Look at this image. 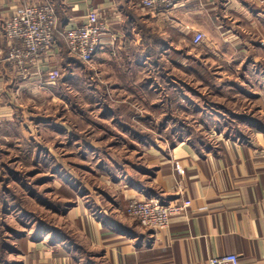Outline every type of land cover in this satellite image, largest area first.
I'll return each instance as SVG.
<instances>
[{"label": "crops", "instance_id": "obj_1", "mask_svg": "<svg viewBox=\"0 0 264 264\" xmlns=\"http://www.w3.org/2000/svg\"><path fill=\"white\" fill-rule=\"evenodd\" d=\"M47 1L58 13L60 29L82 23L90 12L107 24L93 60L98 61L96 67L100 72H121L127 78L136 71H150L149 61L158 55L156 58L163 66L157 72L161 74L150 76L137 92L142 97L140 102L147 106L142 115L165 119L162 127L167 129L165 122L174 116L167 115L165 104L169 103L171 108L172 103H177L181 112V100L187 99L182 91L187 85L181 79H171L166 61H172L186 75L187 68L179 60L187 56L196 33L204 34L207 40L196 48L207 53L210 49L216 59H221L217 71L250 72L254 65L264 70L257 58L264 52V0H186L171 12L152 14L138 8L135 0H0V50L4 55L8 51L5 21L17 8ZM249 31L259 40L260 48L246 42ZM157 39L162 44L159 51L154 46ZM222 50L231 56L230 60L220 58ZM81 66L84 65L79 60L68 55L61 36H56L49 53L30 69L28 82H21L12 66L5 64L0 71V127L15 125L17 112L26 115L23 104L30 96L38 97L51 90L56 103L62 96L60 89L76 79L61 78L52 83L47 73L59 69L74 74ZM224 79L218 78L212 84L219 89L228 88L227 92L215 93L217 103H246L248 109L242 112L223 108L229 115L215 111V116L237 119L239 133L222 135L218 129L215 147L187 140L167 146L168 149L164 146L162 150L141 153L149 166L129 164L137 173L126 170L123 175H100L103 191H89L98 199V210L87 206L90 194L79 200L69 186L61 183L62 179L55 178L51 195L56 194L55 205L66 209L47 208L36 200V211L49 212L51 225L66 237L60 233L38 234L37 226L35 231L28 225L20 231L11 226L10 234H4L1 242L7 249L0 264H210L212 259L229 255L238 256L239 264H264V82L248 77L227 82ZM112 86L117 93L122 90L118 84ZM169 87L170 97H162ZM225 93L226 99L222 98ZM120 101L113 103H125ZM103 109V114L107 112L103 120L125 118L109 103L105 102ZM24 125L25 130H31L28 122ZM116 126L129 129L123 122ZM177 168L182 170L181 174ZM142 195L165 203L182 199L190 201L191 207L173 217L167 230L154 234L125 215L129 201Z\"/></svg>", "mask_w": 264, "mask_h": 264}, {"label": "rangeland", "instance_id": "obj_2", "mask_svg": "<svg viewBox=\"0 0 264 264\" xmlns=\"http://www.w3.org/2000/svg\"><path fill=\"white\" fill-rule=\"evenodd\" d=\"M249 33L250 38L246 42L253 48H260L259 40L253 37L251 31ZM261 47L264 51V45ZM187 49V56L179 60V63L187 68L186 75L185 72L179 71V67L173 65V62L164 59L166 66L171 69V79H181L182 83L187 85L186 90L182 91L187 99L182 101L180 98L184 103L181 112L177 103H172L171 108L169 103L165 104V110L169 111L167 115L174 116L166 121L168 129L162 127L165 119L142 115L147 106L140 102L142 97H139L137 89L148 81L152 73L136 71L133 76L126 78L121 72H100L96 67L98 61H94L90 67H79L74 74L65 70L62 79H76L71 82L72 85L60 89L62 96L59 101L55 100L56 103L52 101L51 90L41 92L38 97L30 96L24 101L22 110L26 115L21 114L22 111L17 112L15 125L0 127V247L4 234H10L11 226L20 231L26 228L24 225H28L29 229L33 228L35 231L41 221L51 225L50 213L42 214L36 211L37 202L29 195L27 188L35 189L54 208L53 196L56 194L51 195V188L55 186L54 179L45 182L46 178H51L53 171L59 174H56L55 178L64 177L61 183L69 186L79 200H82L90 194L89 191L92 194L103 191L100 175H123L126 170L137 173L128 167L129 164L148 167V159L144 158L143 154L152 149L158 150L164 146L168 149L172 144L181 143L180 136L183 141L188 140L192 144L206 143L209 147H215L218 143L216 130L221 129L222 135L226 132H229V135L239 133L238 125L235 124L237 119L227 116L218 118L215 111L229 115L223 108L230 107L243 112L248 109V104H235L226 100L217 103L218 96L215 93L220 90L227 92L228 88L219 89L218 85L212 84L218 78H225L224 81L227 82L236 77H248L250 80L260 78L264 82V70L254 65L250 72H219L216 65L221 59H216L210 49L209 53L195 46ZM172 58L174 59L175 55ZM220 58L230 60L231 56L222 50ZM257 58L264 64V52ZM243 59L244 57L241 58L242 61ZM112 84H118L122 90L117 93ZM170 90V87L165 89L162 97H170ZM225 94L222 97L224 99L228 98V93ZM118 100H124L125 103L115 105L113 102ZM105 102L109 103V106L117 107V111L122 112V117L125 118L113 121L100 118L105 111L101 110ZM150 111L154 113L157 110ZM131 115L140 116V119H131ZM27 122L31 130L23 128ZM118 122L128 125L130 130L116 126ZM262 123L264 127V118ZM38 154L40 156L36 159ZM115 162H120L122 166L116 165ZM3 196L6 198V205ZM89 196L87 206L98 210V199L91 194ZM103 196L104 193L102 198ZM124 211L127 216L126 208ZM130 220L140 226L137 221Z\"/></svg>", "mask_w": 264, "mask_h": 264}, {"label": "built area", "instance_id": "obj_3", "mask_svg": "<svg viewBox=\"0 0 264 264\" xmlns=\"http://www.w3.org/2000/svg\"><path fill=\"white\" fill-rule=\"evenodd\" d=\"M137 7L146 13L173 11L186 0H135ZM58 15L55 7L47 1L17 8L4 23V35L8 44L7 54L0 50V71L5 64L14 69L17 78L26 83L30 80V69L46 56L55 44L58 28ZM107 24L99 15L90 12L80 24L66 27L62 34L68 55L90 67L102 45L107 32ZM206 40L202 33H196L192 45L198 47ZM62 78V71L53 69L47 73L49 82ZM179 174L182 173L177 168ZM191 207L190 201L179 199L175 202L140 196L131 199L126 207L127 217L154 234L169 228L170 220L183 214ZM210 264H239L236 255H229L210 260Z\"/></svg>", "mask_w": 264, "mask_h": 264}, {"label": "trees", "instance_id": "obj_4", "mask_svg": "<svg viewBox=\"0 0 264 264\" xmlns=\"http://www.w3.org/2000/svg\"><path fill=\"white\" fill-rule=\"evenodd\" d=\"M57 15H58V13H57ZM58 19H59V17H58ZM61 23V21L59 22V24ZM64 29L65 28H63V29H60V27L58 26V29H57V32H56V36L58 37V36H61V38H62V34H63V32H64ZM56 36H55V39H56ZM161 40H159V39H157L156 41H155V43H154V46H155V49H158V51H159V48H162L161 47ZM156 53V52H155ZM155 56V58H154V61H149V69L148 70H150V71H148L149 73H152V76H154L155 74H159L160 72H157L158 71V69L159 68H161L162 66H163V64H161L160 62H159V59H157L156 57H158V55H154ZM172 62V61H171ZM161 74V73H160ZM154 80V78L153 77H151V80ZM61 80V79H60ZM154 90H156V88H154L153 89V91ZM106 114H107V112H105L100 118H103V117H107L106 116ZM166 123V122H165ZM163 125V124H162ZM179 140L180 141H182L183 142V139L181 138V136L179 137ZM187 141V140H186ZM174 145H176V144H172V146H174ZM39 154L36 156V159H38L39 158ZM36 166H38V163H36ZM57 174V172H55V171H53L51 174H50V176H51V178H46V180H45V182H49L50 180L52 181L53 179H55V175ZM57 175H59V174H57ZM56 175V176H57ZM106 175V174H105ZM108 175H111V174H108ZM112 176H115V175H113L112 174ZM58 178H60V179H63L64 177H58ZM44 182V183H45ZM28 190H29V195L31 196V197H33L35 200H37L38 202H40L41 204H43L44 206H46L47 208H52V206L51 205H49L48 204V202L46 201V198H44V196L43 195H39L38 193H37V191L35 190V189H33V188H31V187H29V188H27ZM4 197V196H3ZM5 197H4V203H5V205H6V202H5ZM65 207V206H64ZM52 209H56V210H63V209H66V208H63V206L61 205V204H56L55 205V207L54 208H52ZM52 233V234H54V233H57V234H59L60 233V235L61 236H63L64 238L66 237L65 235H64V233L63 234H61V232L57 229V228H55L54 226H52V225H48L46 222H43V221H41L38 225H37V233L38 234H40V233H42V234H44V233ZM42 236V235H41ZM66 239H68V238H66ZM7 248H6V246H4V244H2V247H0V257L2 258V259H0V262H2V260H3V255H4V251L6 250Z\"/></svg>", "mask_w": 264, "mask_h": 264}]
</instances>
